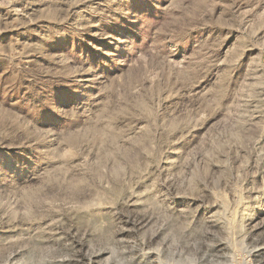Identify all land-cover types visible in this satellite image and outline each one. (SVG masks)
I'll return each instance as SVG.
<instances>
[{
  "label": "rangeland",
  "instance_id": "374dc122",
  "mask_svg": "<svg viewBox=\"0 0 264 264\" xmlns=\"http://www.w3.org/2000/svg\"><path fill=\"white\" fill-rule=\"evenodd\" d=\"M0 264H264V0H0Z\"/></svg>",
  "mask_w": 264,
  "mask_h": 264
}]
</instances>
